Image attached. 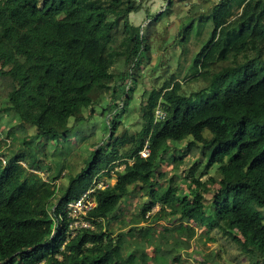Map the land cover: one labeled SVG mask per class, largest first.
<instances>
[{"label":"trees","instance_id":"trees-1","mask_svg":"<svg viewBox=\"0 0 264 264\" xmlns=\"http://www.w3.org/2000/svg\"><path fill=\"white\" fill-rule=\"evenodd\" d=\"M144 2L0 0V120L17 122H6L0 160V264H174L198 230L225 240L238 264H264V0H163L135 26ZM163 17L171 30L159 35ZM169 42L172 73L129 107L141 122L130 131L122 115L133 93L164 66L150 50ZM184 82L198 89L187 95ZM158 106L165 118L155 122ZM121 166L94 194L93 229L69 238L65 206ZM133 194L145 198L133 227L114 235ZM156 223L175 240L156 237Z\"/></svg>","mask_w":264,"mask_h":264},{"label":"rangeland","instance_id":"rangeland-1","mask_svg":"<svg viewBox=\"0 0 264 264\" xmlns=\"http://www.w3.org/2000/svg\"><path fill=\"white\" fill-rule=\"evenodd\" d=\"M148 6L152 10V12H150L151 14L152 13L158 14L163 10L164 2L163 0H147V2H144L143 9L138 13L132 14L130 17V22L133 25L137 26V24L142 23L143 26L148 22L146 21V14L144 12V8ZM166 27L167 30H171L169 22L167 23V19L163 17L160 20V22H158L156 25L157 33L161 35L162 33H164V28ZM169 39L172 40V38ZM166 48L167 50L165 53L164 52L155 53L156 51L155 47H152L150 50L151 53L153 52L152 55L154 57L155 63L160 64L161 62H163L164 66L163 67L158 66L156 71L146 78L145 81L147 83V87L149 88L152 87L151 89L148 88L149 90L146 93H144L142 88L138 86L139 88L137 89V91L133 93L134 100L130 102L127 111L122 115V119L124 120V125L130 131L133 132L138 131L141 122L139 121V117L136 113V109L131 112L129 111V107L136 108L140 101L143 102L146 99H148L150 94L153 91L157 90L172 73L171 71L172 69L168 72L166 71L168 68L172 66V63L175 62L176 60L177 47L173 46L172 42H169L166 45ZM149 70L150 68H147L144 71L145 74H147ZM182 88L187 93V95H190L192 91L198 89V85L184 82ZM5 102H6L5 92L3 91L2 88H0V107L5 105ZM96 102L100 103L101 107H106L108 104H110V98L108 96L106 98L103 95V93H100L96 96ZM7 121H10L12 125L17 123L16 120L12 118L8 119L5 117L3 121L0 120V160H3V157L1 156L4 153L3 147L7 144L10 145V141H9L10 139L6 137V132L8 131V127L6 126ZM95 122L97 121L95 120ZM100 123L101 120H99V123L97 124ZM26 130L30 134H32V132L34 131L32 128L27 126H26ZM88 133L89 134L91 133L90 130ZM16 134L20 137H24V134L19 130L17 131ZM2 141H5L6 143L5 142L2 143ZM80 143H81L80 140H78V142H76L77 146H79ZM84 145L85 146L81 145L82 153L88 155L89 154L88 146L86 144ZM168 146L174 147V144L169 143ZM18 147H19V143H16L14 145V150H17ZM79 149L80 147H78V150ZM58 158L59 157H55L53 161L57 162ZM121 168L123 169V167ZM170 168L171 166H169L168 164L162 165L163 171L170 172ZM118 170L122 171L120 168H118ZM116 172L117 170L115 172L113 170V172H111L112 176L110 175L109 177L111 178V182L113 184L115 183ZM39 175H41V177H43L44 180H46L45 179L46 177H44L43 173H40ZM140 195L142 194H135V195L133 194L132 196H130L128 199H126L127 201L122 205L121 209L118 211L115 219L113 220L111 225H109L114 235H116L120 231L125 232L127 229L133 227V220L135 216L138 214L141 204L145 200V198H142V196ZM157 210L158 209L156 207L154 208L153 211H157ZM153 227L156 229L155 235L159 239H162L165 242L175 240V237L171 234L168 227L164 226L163 223H156L154 224ZM198 231H199L198 235L191 242V247L188 249L179 250V252L177 253V255L179 256V262H174V264H238L240 259L236 251L234 250L233 247L229 246L225 240L221 239L217 235H213L210 233L202 235V231L201 232L200 230ZM158 246L160 247L161 244L159 243ZM174 253L175 252L173 250V254ZM158 254L163 256L164 255L163 250L158 251ZM123 264H138V263L135 257H131L128 258L127 261H125ZM152 264H156V263L152 262Z\"/></svg>","mask_w":264,"mask_h":264},{"label":"built area","instance_id":"built-area-1","mask_svg":"<svg viewBox=\"0 0 264 264\" xmlns=\"http://www.w3.org/2000/svg\"><path fill=\"white\" fill-rule=\"evenodd\" d=\"M154 117L155 122L164 120L165 112L160 106L156 108ZM138 155L141 158H146L150 155V147L148 142L145 143L143 149L138 153ZM121 167L118 168L123 170ZM118 168L116 169L117 171H119ZM116 170H114V172ZM111 172L109 173L110 175ZM105 174L106 171H102L93 179L92 184L89 186V188L84 191L77 200L71 201L65 206L64 211L66 212L69 219V223L67 226V233L69 235V238L74 237L82 229H93V225L88 220V215L96 207L94 194L98 190H104L113 185V183L111 182V178H107Z\"/></svg>","mask_w":264,"mask_h":264}]
</instances>
